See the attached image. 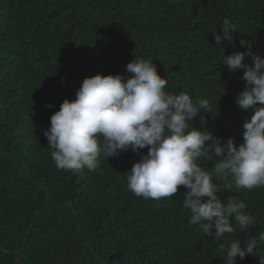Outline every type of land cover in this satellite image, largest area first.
I'll list each match as a JSON object with an SVG mask.
<instances>
[{
    "label": "trees",
    "instance_id": "trees-1",
    "mask_svg": "<svg viewBox=\"0 0 264 264\" xmlns=\"http://www.w3.org/2000/svg\"><path fill=\"white\" fill-rule=\"evenodd\" d=\"M225 18L237 30L218 44L213 30ZM241 40L264 58V0H0V264H224L232 241L258 238L264 187L218 193L244 200L256 221L216 240L189 224L183 186L160 200L128 189L127 171L147 148L101 156L96 171H64L44 136L86 77L127 75L143 57L167 91L209 100L196 128L239 144L254 109L236 103L243 70L230 72L223 59L246 51ZM237 264H260V256Z\"/></svg>",
    "mask_w": 264,
    "mask_h": 264
},
{
    "label": "clouds",
    "instance_id": "clouds-1",
    "mask_svg": "<svg viewBox=\"0 0 264 264\" xmlns=\"http://www.w3.org/2000/svg\"><path fill=\"white\" fill-rule=\"evenodd\" d=\"M236 30L225 18L220 31L213 30L215 40L218 44L231 40ZM240 43L246 51L225 56L223 63L230 72L243 70L246 87L236 103L243 110L254 109L244 122L243 142L237 144L233 137L224 141L208 127L196 128L193 121L200 119L201 110L211 112L209 100L193 99L186 91H167V80L157 65L141 57L127 64V75L86 77L75 99H64L51 115L44 136L56 168L96 171L101 156L109 160L129 149L139 153L147 148L127 171V187L134 195L171 198L183 186L182 207L190 212V225L216 240L234 233L237 226L246 233L256 216L246 210L245 201L230 196L223 202L218 195L233 187H264V58L253 52L252 43ZM249 56L251 63L245 61ZM259 243H264V231L258 238L245 239L243 246L240 239L232 241L221 258L224 264H237L249 254H259L264 264V253L256 251Z\"/></svg>",
    "mask_w": 264,
    "mask_h": 264
}]
</instances>
